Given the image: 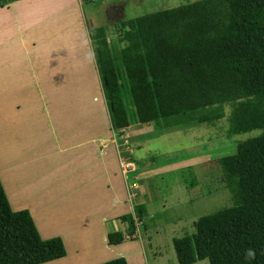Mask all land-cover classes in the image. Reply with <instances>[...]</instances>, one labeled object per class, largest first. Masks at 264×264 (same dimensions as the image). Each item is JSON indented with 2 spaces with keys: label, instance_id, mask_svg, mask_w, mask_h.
<instances>
[{
  "label": "trees",
  "instance_id": "obj_1",
  "mask_svg": "<svg viewBox=\"0 0 264 264\" xmlns=\"http://www.w3.org/2000/svg\"><path fill=\"white\" fill-rule=\"evenodd\" d=\"M119 27L117 46L105 28L87 30L113 131L130 125L129 108L133 123L168 129L220 121L225 105L229 136L263 131L216 160L232 205L200 216L194 233L172 240L177 264H264V0H202ZM145 214L137 205L119 220L134 232ZM123 239L111 233L108 244ZM65 254L59 237H40L28 211L11 210L0 183V264H43Z\"/></svg>",
  "mask_w": 264,
  "mask_h": 264
},
{
  "label": "crops",
  "instance_id": "obj_2",
  "mask_svg": "<svg viewBox=\"0 0 264 264\" xmlns=\"http://www.w3.org/2000/svg\"><path fill=\"white\" fill-rule=\"evenodd\" d=\"M43 1L15 0L0 7V183L6 199L11 210L28 211L43 240H62L65 256L43 264H101L116 258L146 264L142 240H126L132 229L118 220L130 209L115 144L124 139L129 150L158 128L136 123L120 133L110 128L108 112L103 115L97 106L92 80L86 78L84 57L92 54V47L85 44L87 30L73 0L53 12L61 16L64 37L53 13L51 23L45 24ZM79 78L88 79L85 107L53 99L46 105L48 121L40 109H33L35 99L30 96L59 100L68 94L65 83L72 87L73 79L77 85ZM46 80H53L52 87L58 81V89L44 93ZM151 161L148 166L154 167L155 160ZM162 169L134 172L138 176L132 183L137 204L145 208L144 217L148 216L145 181ZM116 232L123 242L109 245L108 235Z\"/></svg>",
  "mask_w": 264,
  "mask_h": 264
},
{
  "label": "rangeland",
  "instance_id": "obj_3",
  "mask_svg": "<svg viewBox=\"0 0 264 264\" xmlns=\"http://www.w3.org/2000/svg\"><path fill=\"white\" fill-rule=\"evenodd\" d=\"M67 1H43L41 8L45 10L46 25L51 23V13L65 9ZM198 1L202 0H73L72 4L78 17H81L86 30L105 28L107 37L117 46L116 42L122 35V30L119 27L120 22ZM52 15L57 17L55 20L60 24L61 37H64L65 29L61 23V16L55 13ZM85 44H88L90 49L89 39L85 40ZM84 61L86 62V78L92 80L97 106L102 109L104 115L107 112V107L96 71L93 52L90 56L84 57ZM88 79L79 78L77 85L74 84L75 79H73L72 87L65 83L64 88H67L68 94L66 97H60L59 100L58 97L52 95L50 98L40 97V94L36 97L30 96V99H35L33 109H40L41 116L48 121L46 105H52L53 99L58 103L66 99L65 104L71 106L77 104L78 109L84 104H89L84 94ZM50 83L47 80L43 82L44 93L58 89V81H55L56 86L53 87ZM83 112L88 111L84 108ZM228 116L229 106L225 105L224 117L220 121L211 124L190 122L168 129H157L154 133L146 132L145 135L153 134L143 142L134 144L129 150H126L129 143L126 145L124 139L119 140L120 145L115 144L119 173L121 172L119 167L121 161L130 164L134 172H136L134 163L138 167L137 172L144 171L145 167L147 169L163 168L157 175L145 181L147 182L146 191H148L145 197V207L148 216L144 217L143 222L138 223L139 231L131 232L132 235L126 234V240H142L145 247L146 264H177L172 240L194 233L193 223L200 216L232 205L230 193L222 184L221 171L216 160L234 154L239 143L257 137L263 131L254 130L229 136L227 134ZM129 118L130 124H132L133 110L131 108H129ZM148 126L152 129L157 128L153 124ZM123 147L124 150L121 149ZM151 160H155L154 167L148 166L153 163ZM134 172L120 173L128 188V190L126 189L125 204L130 209L129 213H133L134 207L139 205L137 204V191L128 186L130 183L132 184V180L136 181L135 178L138 175L135 176ZM191 182L193 186L190 187ZM146 224L151 226H146ZM143 227H145V232ZM194 264H208V261L202 260Z\"/></svg>",
  "mask_w": 264,
  "mask_h": 264
},
{
  "label": "built area",
  "instance_id": "obj_4",
  "mask_svg": "<svg viewBox=\"0 0 264 264\" xmlns=\"http://www.w3.org/2000/svg\"><path fill=\"white\" fill-rule=\"evenodd\" d=\"M120 160H122V159H120ZM119 167H120V169H121V172L124 173V174L134 172V170L131 169L130 164H128L127 162H123V163H122V161H121L120 164H119ZM129 171H130V172H129ZM121 172H120V173H121ZM132 184H133V185L131 186V189H132V190H136V184H134V183H132ZM133 196H134V195H133ZM132 207H133V205H132ZM136 225H138V224H136Z\"/></svg>",
  "mask_w": 264,
  "mask_h": 264
}]
</instances>
